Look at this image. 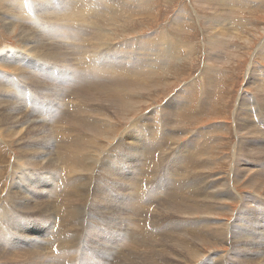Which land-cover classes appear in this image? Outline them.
<instances>
[{
	"label": "bare ground",
	"instance_id": "obj_1",
	"mask_svg": "<svg viewBox=\"0 0 264 264\" xmlns=\"http://www.w3.org/2000/svg\"><path fill=\"white\" fill-rule=\"evenodd\" d=\"M46 1L50 4H47L45 2H37L35 0H34V3L35 5L41 4L40 6L42 7V10H43L42 12L53 17V19L55 20V23L51 24L53 21L50 23V25L47 27L46 34H43L42 36L38 37L37 39H35V41L32 39L35 43L34 44L31 42V44H34L32 45V50L33 52L34 51L38 52L42 56H46L47 59L50 56V57H53L52 60H55L56 62L64 63L66 56L69 55V51L66 48V46L64 45L61 46L57 54H56L57 51L55 53L48 54V50L51 49L49 45L51 44L55 36H57L58 39L59 37H64V36H67V39L70 38L71 40H73L74 38L76 39L75 41H78L77 43H89L91 45L100 44L104 46H111L110 44L112 42L108 41L107 38L110 37V40H111V37L113 36V32L115 30L119 29L120 27H121L120 30H122V32L126 31L127 29H130L127 27H126L127 29H122V25L124 24L126 25V23H123V22H125L126 20L132 17L130 13L128 14L126 12L128 7L129 8L131 7V4H129L128 2L135 1V0H96V2H93L94 0L93 1L87 0V2L86 0H62V1L46 0ZM195 1L199 7H203V8L208 7L211 10V15L209 17L207 16L208 18H205V19L203 18L204 25H205L203 27H205V33L207 36V50H206L207 55L205 54V57L207 56L206 57L207 61H205L206 62L205 66H206V73L208 74L206 76L203 74L204 75L203 77H206L205 80H207L208 84L213 86L216 84V81L219 79L218 74H217L218 67H222L223 64L231 63L233 59L232 57L234 56L236 52H238L236 50H234L231 53L229 52L232 46L235 49V45L230 41L231 40L230 37L232 36V37L244 39L245 42L247 43L245 44L246 46L249 43H251V41L254 38V36L243 35L244 31L241 32L243 30L242 29L243 24L240 28H238L236 27L235 24H233V22L231 23L232 18L237 19L239 16H242V14L244 13V9L249 8L250 6L234 4L230 0H195ZM237 1L241 2L240 0H237ZM28 2H30V4L33 3L32 0H29ZM143 2H146V0H139L140 4H142ZM44 4H47L50 6L47 8V6L45 7ZM23 6L24 7H22V5H16L13 7V10L15 11V9L21 10L22 8H26L25 4ZM29 7L26 9L28 11L27 12L28 16H29V11H32L30 10ZM5 9H8V8L5 7ZM8 11L10 13V10H7V12ZM42 12H39V13H42ZM130 12H133V11H130ZM197 12H196V15L199 18L200 14ZM249 13L251 12L249 11ZM13 15L14 13L12 14L7 13L8 17H2L3 19L6 18L5 20H7V24L10 29L9 31L11 32L15 31L14 28L18 24V19L13 18L12 17ZM34 15L35 17H38L37 12ZM34 15H33V20L35 18ZM152 15H155V14H152ZM42 18H45V17H42ZM49 19L51 18L49 17ZM172 19L173 20H171L169 24L173 28L172 30V28L170 27L173 33L172 31L169 32L167 30H162L161 33H159V35L160 36H166V35L170 36L173 34V37H172L173 42L175 40V43L177 42L178 44H180V41L182 40V37H183L182 34L184 33V31H186L185 29L186 24L182 23L184 20L180 17V9L178 10V13ZM147 20L146 22H148ZM189 20L190 22H193L191 15H190ZM240 20L241 22L245 23L244 20H242L241 18ZM43 21L44 19L41 21L39 17H38V20H36L38 26L45 25L47 21L45 22ZM50 21L51 20H49V22ZM71 21H73L72 24H71ZM75 21H79V22L84 21L85 26L84 27L82 26V28L75 27L73 25ZM134 22L136 23V20ZM249 22L250 21H248V24H246L248 26V29L247 27H245V29H247V32H254V34L256 35V33L258 32L257 27H259V29H262L264 31V25H260V24L253 25V23L251 22L249 23ZM34 24L35 26L37 25L35 22L33 23V25ZM103 24L108 25L109 27H107L106 29L103 26ZM126 26H128V24ZM251 26L253 28L252 30H251ZM130 27H131V24H130ZM52 28H55V30H53ZM217 28H219L220 31L217 30ZM35 29L37 31V28ZM188 31L189 30L187 29L184 35L188 34ZM56 32H58V34H56ZM116 32L117 31H115V33ZM40 33H42V31ZM38 35L39 34H37V36ZM94 35L100 36L101 42L92 41L93 39L91 37ZM145 38H152L153 42L144 43L142 45L141 49L138 51L132 64L122 72L121 83L119 84L118 88H117V83L119 80V71L120 69L124 67V61L129 55L126 48H123L122 50H120L119 57H117L116 54H113L111 57H105L102 52H100L99 55H97V50L91 48L90 46H83V47L75 48L76 51H78L84 56L77 58L73 63H66V64H63V66L60 65L59 72L57 70L58 68L56 69L57 72L59 73L56 76L57 81H60L62 78V80H66L64 82H67V80L75 82V86L74 85L72 86L67 82L66 86L59 87L61 91L60 100L64 102V104H71V103H74L75 101L77 102V100L79 102V103H76L77 105L73 104V107H74L73 112L71 113V115H69L68 121L63 122V123H61L58 120L46 118L43 116V114H40V113L38 114L39 116H36L33 118L32 116L34 115V111L36 110L29 108L28 99H30V97H26V91L17 85L15 76L8 75L7 74L8 71L2 72L3 70L1 69L2 71L0 72V133L6 135V137L7 136L16 137L17 140L19 141L25 139L26 142L23 143L21 146H18L21 152L20 156L18 157V161L21 163V165L18 163L17 164L19 165L18 166L19 168L21 166H26L29 172H32L33 170H35L36 175L28 174V172L27 173L22 172L21 171L22 169H21V170H18L17 172L18 176L16 177L14 176L15 180L13 179V177L11 178L6 177L7 179L10 178L9 184H11V186L13 187L12 191L14 190V194L12 195L10 191L11 196H8L7 195L8 193L6 194L4 191H2L6 183L4 181L5 183L3 182V185L0 186V226H6L7 228L13 227L14 225L26 226L25 221L20 220V218L21 217L30 218V216H28L27 213L20 214L15 211H14L15 213H13V209L11 208L9 204H7L8 200H14V199L17 200L18 206L27 207V208H28V203H30L29 200L35 199L36 200V205H35L36 210L31 207H29L28 210L33 214H36V215L38 214L39 216L46 217L47 219L37 224H35V221L32 222L33 226L31 227V229H35V231H33L35 232L34 234L35 239L34 240L32 239V242L29 247H27V245L29 244V241L27 239L23 238L22 236L12 235L15 232L13 229H9L7 231H0V264H4L6 262H8V264H14V263L15 264H45L44 257L49 258V255L51 253L48 254V252L52 250V249L47 250V246L50 247L52 246L53 243L50 245H46L40 241V238L42 236H47L48 232L50 233L48 229V225L50 224L48 222L51 223L50 226H53L54 228H56L55 223L56 224L59 223L58 221L59 216H57V214L59 213L60 215L61 211L67 212L66 210L69 207L67 206L68 204H66L65 201H68L70 199H71L72 204L74 202L78 204L80 198L86 195L83 201V204H82L83 212H81L78 216L82 217L83 213H85V210H87V207L85 204L86 200H89L88 199V196L90 195L89 193H93V190L89 189L90 185L88 187L89 181L83 182L82 184L78 186L76 185V181H75L78 175L77 176L73 175L72 177L75 178V179H71L75 181V183H73L74 184L73 188L71 189L68 195L66 194L67 196L57 199L56 192H57V189L59 188L57 187V182L60 177L57 176L58 172L54 169L58 168L60 169V171H62L63 170L62 167L64 168L67 167V169L71 170L72 173L73 171L80 172V171L86 170V172L97 174L99 170L98 169L99 161L108 162L112 164L117 159L115 148L110 147V148H107L106 150L104 148L106 146L103 147V144L108 142L107 141L108 136L109 137L111 136L114 139L116 136L115 134H117L118 126L113 127L111 122L113 121L116 122V118H117L116 116H120L126 119L128 118L131 119V116H134L133 114H135L138 108L141 107V104L148 100L147 98L142 97V94H141L142 91L147 90V92L145 91L147 95L152 94L153 92L157 93V91H159L160 86H165V84L168 83V81L166 83L165 74H166V71H168L170 68L166 67L165 69L159 72L160 68L162 67L164 63V53H163L162 48L160 47H163L165 49V53L167 55H170L171 51L169 50V48L173 47L174 44L172 45L170 41L166 42V41L161 40L158 37V35L155 33H149L146 35ZM47 41H49V43ZM70 42L69 44H71ZM77 43H74V44H77ZM23 45L24 44H22V46ZM262 47L264 48V46ZM215 49H216V52H215ZM175 50L177 51L178 48L175 47ZM212 52L213 54L211 55ZM39 54L38 56L40 57L41 55ZM28 55L30 56V54ZM238 56H242V55H238ZM43 59L45 60V58ZM45 61L47 62V60ZM254 61L256 60L254 59ZM15 63H18V62H15ZM7 64L9 63L7 62ZM12 65L13 67L18 66L17 64H13V62H12ZM254 66H255L254 62L249 64L247 68V72H246V77H247V80H250L249 82H252L253 84H255V88L258 90V92L254 98L251 97L252 103L250 102L251 101L250 100L249 102L251 103V105L249 108L246 103L247 99L249 100V98H247L246 100H244V102H242L243 106H240V109H236V113L234 114L233 128L237 135V138H236L237 141L235 142V148L233 150V154L232 156H230L231 157V172L229 176L228 177L221 176L218 174L217 171L215 172V170H213L214 168H212L216 165V163H218V161L214 159V153L216 152L213 153L212 151L213 145L219 144L221 142L220 141L221 136L218 137L216 133L218 131L221 132V130L224 129L223 126L221 130H217L214 132L215 135H211L203 141H197V142L192 143L190 142V138H189L187 142L188 146H191L196 149V156H197L198 164H199L198 168L200 169V172L204 176L205 181H207L211 185V188L219 192L220 197H221L220 199H215V198H212L211 196H207L206 194L201 193L196 187H193L190 184L184 183L183 171L181 170L180 171L178 170V172L175 174L176 178L174 179V182H171V179H170L171 177L169 175L170 173H168L167 175L163 177V181L159 183L161 184L159 188H160V191H162V194L159 193L160 191L158 192L163 197H158L159 195H157L156 193L157 188H154V186L160 181V178H158V176L160 177L163 173H165L161 169H158L156 171L157 181L151 186V188L147 190V192L127 190L128 192L126 194L123 193L121 195L119 194L120 196L118 195V197H114L112 195H117V193L116 194L112 193L111 190L112 188H116V187L118 188V185L120 184L119 182H116L114 180V184L112 185L111 190L108 193L107 199H108L110 206L115 205L117 201L120 200L118 206L113 209L114 211H120L121 215H124L125 217L124 218L125 223L123 225H120L119 229L128 227V226H131L132 228L133 223H135L132 220V216L135 215V214H132L133 212H137L136 214H139V213L144 214V215L146 214V213H142L139 211L143 209L145 205L143 203L148 204L150 202L149 197L151 198L153 197V199L155 198V200L159 202L158 207L160 206V209H158V213L155 211L158 214V216L159 214L168 215L172 212L173 214L174 212L179 214L176 217L177 219H175L176 222H174L171 218H170L171 220L168 221L167 220L168 218L166 219V218L161 217L162 220L160 219L158 224L154 223L157 226L156 228L157 230H162V233L164 235V241L167 240L169 243V247L172 249V251L170 252L169 249H166L167 247L166 246L165 248L161 250L162 254L165 257L164 259H162L163 257L161 258L163 262H155L153 260L154 257L151 258L150 256H146L145 254L142 257L139 256V258L136 260L135 259L131 260L130 264H189L190 260H194V261L198 260L197 263L195 264H206L205 260L207 261L208 258L205 256V254L207 253L203 251V248H204L203 245L206 243L209 244V242L210 243L220 242V243L229 244V251L232 250L231 252L233 253V255L234 253L240 255V258L239 256H236L238 259L236 263H238L239 261H242L245 264H251V263H254L255 259L260 255L261 252H255L254 251L255 248L253 246H254V242H256L258 245L263 246L262 241H264V205H261L262 203H259L258 201L256 202V205L254 204L255 205L254 206L251 204V201L254 200L252 199L253 194L256 197L262 196V198L264 199V89H263L264 87H262L264 85V69L263 67L255 66V69L257 70L258 73H257V76H254L253 71H252V67L254 69ZM259 66L261 65L259 64ZM26 67H23V68H26ZM77 67H79V69H77ZM19 68H22V67H19ZM23 68L21 70H23ZM178 68L180 69V67ZM213 68H215V71H212ZM38 69L39 71L42 72V75L47 78H50L54 75L53 73L54 68L51 67V65L49 67L39 66ZM26 71L27 69L24 72L26 73ZM33 71H35V69ZM69 71L71 72V74H68ZM179 72H182V71H179ZM148 73H153V74H148ZM15 74H17V72ZM18 76H21V74ZM167 78H168V75H167ZM256 80H259V82H257ZM35 81H39V80H35ZM259 86H261L262 89ZM151 87H154V89H151ZM188 87L190 88L191 86L188 85ZM188 87H185V90L188 93V95H191L192 90L189 89ZM160 89L162 90V88ZM183 89L184 88H182L181 90ZM151 91L152 93H150ZM52 92L53 93H50V92H47V93L56 94L57 90L53 89ZM179 93L183 94L181 91H179ZM14 96H19L21 98H16ZM241 96L243 97L242 93H241ZM22 98H25L26 101ZM175 101L172 106H169V108L172 110L170 111L171 113L168 112L167 110L168 108L164 107L166 109V113L163 114L161 121H158V122H156L155 120H151L147 122L137 121V123H141L142 125L138 124L136 128L128 132V136L130 140L127 141L123 146L129 149H152L153 152H156L162 142V136L160 134V129H162V127L161 128L159 127L160 124H162L163 130L165 131V124L167 126H170L173 119L175 118L176 125H178L181 128H184L185 127L184 125H179V124H182L184 121L186 122V120L187 121L201 120L202 116L209 110H212L214 112L216 111V108H215L216 106L213 107L212 105L213 102L210 101V103L198 114H190V115L180 114L181 111L187 107L188 103L187 101H178V102H175ZM30 102H32V100H30ZM245 107L246 109H244ZM92 113H95L94 116H98L99 118H102L104 121H106L109 127L98 126L97 125L98 118L92 119L91 117ZM34 120H39L42 123V125L39 127L32 125L31 122H33ZM132 124H134V122H132ZM186 130L187 129L185 128V130L182 131V133H184ZM113 134L114 136H112ZM158 134H159V137H158ZM180 135H181V132L172 133L168 137L165 143V148L175 146L177 144L176 142L181 137ZM52 138L55 139L54 144H52ZM100 138H102V140H100ZM122 141L124 142L123 139ZM120 142H118L117 144H119ZM173 143H175V145H173ZM50 144H52L55 147L54 150H52L53 147L50 149ZM92 154H95V155H92ZM83 156L84 158H82ZM30 167H32L33 169ZM39 169H46L48 174H50L51 176H54V178L51 180L53 181L52 184H50L51 181L48 180L47 178L46 180H44L45 177L43 178L39 176L40 174H45L46 170H39ZM118 170H119L118 166H112L111 168L105 169L104 171L107 172L109 176L112 177V176L117 175ZM2 173L3 171L0 172L1 175ZM105 174L106 173H104L103 171L99 173L100 176L105 175ZM245 175L248 176V178L246 177L247 179L245 181V185L249 186L251 191H253L254 193L251 194L252 192H249V193L245 192V194L242 193V195H239L236 184L240 180L242 181ZM64 178H67V177H64ZM37 179L45 182L44 190L42 191V193L36 190L32 186V185L38 184V182H35V180ZM110 183L111 182L109 183L108 182H98L96 185V191L99 193H102V191ZM17 184H19L18 185V188L20 190L19 192L17 191V189H15ZM66 185L67 184L65 183V186ZM121 192H124V190ZM46 195H48L47 196L48 199H51V196H53L54 198L52 200L44 199ZM156 197H158V200ZM235 198H238L239 200V208L237 210L234 211L230 204L225 207V205L228 204L229 200H232ZM122 202L125 205V209L122 208ZM217 203L225 204V205L220 206ZM149 210H151V208H149ZM222 212H226V213L231 212L232 218L231 219H228V217L218 218L219 214ZM17 214H19L21 217H19V215ZM78 216L73 218L71 221H69L70 222L69 224L72 228L71 230L70 228L68 230L66 228V225H65V229H63L60 226L61 227L60 230H55L57 232L56 238L61 241L63 248L68 249L70 251L71 250L74 251L73 248L69 246V244L75 243L74 242L76 238L75 234H77V231H78L76 230L75 232V229L76 228L81 229L86 235V230L84 231V229L82 228L84 222L78 219V218H81ZM137 216L136 217L134 216V217L137 219L138 218ZM120 219L122 220V217ZM120 219H119V222H120ZM162 226L164 227L161 228ZM179 228L181 229V231L179 230L180 232L177 231V229ZM138 229H141V228H138ZM144 230L146 229L144 228ZM124 233L125 235L123 238H119V237L117 238V240L115 241V245L116 244H118L119 246L124 245L130 237L131 230L129 231L126 230ZM93 238L92 240L87 241V242H92ZM151 238H152V234H151ZM151 238L149 239L151 240ZM157 238L159 239V237ZM129 243H132V242L129 241ZM150 244L152 246L155 245V244H152V242ZM160 244L162 243L160 242ZM216 247H218V245ZM252 247L254 248V250L252 249ZM85 248H89V247L85 246ZM212 248L214 249V247ZM60 251L61 249H59V253ZM249 251H251V253H249ZM157 252L159 254V251ZM82 254L86 256L85 251ZM225 254H227V252H225ZM230 254L231 253H229V255ZM61 255L62 253L60 254V257ZM227 256L225 257L228 258L229 256L228 257ZM91 257L93 258V256ZM222 259L223 258H221V260ZM263 259H264V256H263ZM259 264H264V262L262 263L259 262Z\"/></svg>",
	"mask_w": 264,
	"mask_h": 264
},
{
	"label": "rangeland",
	"instance_id": "obj_2",
	"mask_svg": "<svg viewBox=\"0 0 264 264\" xmlns=\"http://www.w3.org/2000/svg\"><path fill=\"white\" fill-rule=\"evenodd\" d=\"M0 1L2 2V3L0 2V8H1L0 9L1 10V12H0V61H2V62H0L1 63L0 64V72L2 70H3L2 72L8 71L7 72L8 75L15 76L17 85L26 91V97H30V99H28L29 108L36 110V111H34V115L32 116L33 118L36 116H39L38 114L40 113V114H43V116L46 118L58 120L61 123L67 122L69 115H71V113L73 112V109H74L73 104L75 105L76 103H79L77 100V102L75 101L74 103H71V104H64V102H62L60 100L61 91H60L59 87L66 86L67 82L70 85L75 86V82L74 81H68V80H67V82H64L66 80H62V78L60 81L56 80V76L59 74L58 72H59V66L60 65L63 66V64H66V63H73L77 58L84 56L81 53H79L78 51H76L75 48L83 47V46H90L91 48L97 50V55H99V53L102 52L105 57H111L113 54H116L117 57H119L120 50H122L123 48H126L129 55L127 56V58L124 61V67L122 69H120V71H119V80L117 83V88H118L119 84L121 83L122 72L132 64V62L134 61L138 51L141 49L142 45L144 43H152L153 42L152 38H145L147 34L155 33L158 35V37L161 40L166 41V42L170 41V43L172 45L174 44L173 47L169 48V50L171 51L170 55H167L165 53V49L163 47H160V48H162L163 53H164V63L162 65V67L160 68L159 72L161 70L165 69L166 67L170 68V69L168 68L169 70L166 71V74H165V77H166L165 80H166V83H167V81H168V83L165 84V86H160L159 91H157V93H154V92L152 93V91H151L150 93H152V94L147 95V93H146L147 90L142 91V93H141L142 97L147 98L148 100L141 104V107H139L138 110L136 111V113L133 114L134 116H131V119L128 118L129 119L128 120L126 118L116 116L117 117L116 122H114V121L111 122L113 127L118 126L117 134H115L116 136L114 139L111 136L110 137L108 136V138H107L108 142L106 141L107 143H104L103 147L106 146V147H104L106 150H107V148H110V147L115 148L116 154H117V159L112 164H110L108 162L99 161V163H98V169L99 170H98L97 174H92L91 172H86V170H83L80 172L79 171H77V172L73 171V173H72L71 170L67 169V167L66 168L62 167L63 168L62 171H60V169H58V168L54 169L58 172L57 176L60 177L58 179V182H57V187H59L57 189V192H56L57 199L62 198L64 196H67L69 194V192L71 191V189L73 188V185H74L73 183H75V181H76V185H78V186L80 184H82L83 182L89 181L88 187L90 185L89 189L93 190V193H89L90 194L88 196L89 200H86V203H85L87 210H85V213H83L82 217L78 216V215L81 212H83L82 211V204H83V201H84L86 195L84 197L80 198L78 204L75 202L72 204L71 199L68 201H65L66 204H68L67 206L69 207L66 210L67 212L61 211L60 215H59V213L57 214V216H59L58 217L59 223L58 224L55 223L56 228H54L53 226H50L51 223L48 222L50 224V225H48V229H49L50 233L48 232L47 236H42L40 238V241L46 245H50L52 243L55 245L54 246L52 244V246H50V247L47 246V250L52 249L51 251H53V252H51V251L48 252V254L51 253L49 255V258L44 257V263L45 264H54V263L55 264H130L131 260H133V259L136 260L139 258V256L142 257L145 254H146V256H150L151 258L154 257L153 260L155 262H163L162 259H164L165 257L162 254L161 250L163 248H165L166 246H167L166 249H169L170 252L172 251V249L169 247L168 241L167 240L164 241V235L162 233V230H157L156 229L157 226L154 223L158 224L161 217L166 218V219L168 218L167 219L168 221H170L172 219L174 222H176L175 219H177L176 217L179 214L174 212V214H175V216H174V214L172 212L168 215H160L159 214V216H158V214H157L158 209H160V206L158 207L159 202L156 201L155 198L153 199V197L152 198L149 197L150 202L148 204L143 203V204H145L143 207L144 211H143V209L139 211V212L146 213V214L145 215L140 214V213L136 214L137 212H133L132 214H135V215L132 216V220L135 223H133L132 228H131V226H128V227H124V228L119 229V226L123 225L125 223L124 222L125 217H124V215H121L120 211H114L113 209L118 206L120 200H118L115 205L110 206L108 199H107L108 193L110 192L111 187L114 184V180L116 182L120 183L118 185L119 189L116 187V188H112V190H111L112 193H115V194L117 193V195H112L114 197H118L119 194L120 195L123 193L126 194L128 191H132V190H136L139 192H144V191L147 192V190L149 188H151V186L157 181L156 171L158 169H161L165 173H163L160 177L158 176V178H160V181L154 186V188H157L156 193H157V195H159L158 197H163L162 195L159 194V193L162 194V191H160V188H159V186L161 184H159V183L163 181V177L165 175H167L168 173H170L169 175L171 177L170 178L171 182H174V179L176 178L175 174L178 172V170L179 171L181 170V171H183L184 183L190 184L193 187H196L201 193L206 194L207 196H211L212 198H215V199L221 198L219 192L212 189L211 185L207 181H205L204 176L202 175V173L200 172V169L198 168L199 164H198V159L196 156V149L191 147V146H188L187 142H188L189 138H190V142H192V143L197 142V141H203V140L207 139L209 136L215 135L214 132L217 130H221V128L223 126L224 129L221 130V132L218 131L217 132L218 134L216 133V135H218V137L221 136V138H220L221 142L219 144H216V145L214 144L213 149H212L213 153L216 152V153H214V159H216V161H218L219 164L216 163V165L212 168H214L213 170H215V172L217 171L218 174L221 176H226V177L229 176V174L231 172V157L230 156H232V154H233V150L235 148V142L237 141V139H236L237 135H236L235 130L233 128L234 114L236 113V109H240V106H243L242 102H244V100H246L247 98H249V100L247 99V101H246L247 106L249 108L251 103H252V98H254L258 92V90L255 88V84H253L252 82H249L250 80H247V77H246L247 68H248L249 64L254 62V65L256 67H263V69H264V48L262 47V46H264V31L262 29H259V27H257L258 32L255 35L254 32H247L248 26L246 25V24H248V21L253 23V25H255V24L256 25H258V24L264 25V10H263L264 9V0H240L241 2H238L237 0H230L234 4H241V5L250 6L249 8H246L248 12L246 11V9H244V13L242 14V16H239L237 19L232 18L231 23L233 22V24H235L236 27H238V28H240L243 24V27H242L243 30L241 31V32L244 31L243 35L254 36V38L251 41V43H249L246 46L245 44H247V43L245 42L244 39H240V38H236V37H232V36L230 37L231 38L230 41L235 45V49L232 46V48L230 49L229 52L231 53L234 50H236L238 52H236L234 54V56L232 57L233 59H232L231 63L223 64L222 67H218L217 74H218L219 79L216 81V84L213 86L208 84L207 80H205L206 77H203L204 75L205 76L208 75L206 73V66H205L206 65L205 61H207V58H206L207 56L205 57V54L207 55V53H206L207 36L205 33V27H203V26H205L204 25V19L208 18L211 15V10L208 7H207L208 9L203 8V7H199L196 4L195 0H146V2H143L142 4L139 3V0H135L136 3H135V1H129L128 3L131 4V7L133 9L131 7L130 8L128 7L126 12L128 14L130 13V15H132V17L130 18L131 20L128 19V20H126L127 22L126 21L123 22L122 20L121 21L123 23H126V25L128 24V26H126L125 24H124L125 26L122 25V29H127V28H130V29H127L126 31L122 32V30H120L121 29V27H120L119 29L115 30L117 32L116 33H115V31L113 32V36H112L113 38L111 37V40H110V37L107 38L108 41L112 42L110 44L112 47L111 46H104V45H100V44L91 45L89 43H77L78 41H75L76 39H74V38H73V40H71L70 38L67 39V36H64V37H59V39H58L57 36H55V38L53 39V41L49 45V47H51V49H49L50 51L48 50V54L55 53L56 51H57L56 52V54H57L59 52V49L61 46H63V45L66 46V48L69 51V55L66 56L64 63L56 62L55 60H52L53 57H50V56L47 59L46 56H42L41 54H39L38 52H35V51H34L35 52L34 53L32 50V45L35 44L34 43L35 39L42 36L43 34H46L47 27L50 25V23L52 21L53 22L51 24L55 23V20L53 19V17L42 12L43 10H42V7L40 6L41 4L35 5L34 0H32V2H33L32 4H30V2H28L29 0H20V1L8 0V2H7V0H3V1L0 0ZM15 1H17V2H15ZM35 1L45 2L47 4H50L46 0H42V1L35 0ZM55 1H57V0H55ZM60 1H62V0H60ZM91 1H93V0H91ZM86 2H87V0H86ZM93 2H96V0H94ZM5 3H7V4H5ZM24 4H25L26 8H22L21 10L15 9V11L13 10L14 6L22 5V7H24L23 6ZM47 4H44V5H45V7L47 6V8H48L50 5H47ZM5 5H7V6H5ZM8 5H9V7H8ZM4 6L7 7L8 9H5ZM28 7L30 8V10H32V11H29V16L27 13L28 11L26 10ZM259 7L261 8V10ZM150 8H151V10H150ZM178 8L180 9V17L184 20L182 23L186 24L185 29H186V31H187V29L189 30L188 34L184 35V33L186 31H184V33L182 34L183 37H182V40L180 41V44H178L177 42L175 43V40L173 42V39H172L173 34L170 36L169 35L168 36L167 35L166 36H160L159 35V33H161L162 30H167L169 32H171L173 30V28L171 27V25L169 23L171 20H173L172 18H174V16L178 13V10H179ZM142 9H143V11H142ZM7 10H10V13H9V11L7 12ZM129 10L133 11V12H130ZM147 10H149V11H147ZM249 11L251 13H249ZM261 11H262V13H261ZM36 12H37L38 17L41 19V21L43 19H44L43 22L47 21L46 22L47 25L45 24V25H39L38 26V24L36 22V20H38V17H35V15H34ZM39 12H42V13H39ZM196 12L200 14V17H199L200 19L197 17ZM7 13L8 14L14 13V15L12 17L18 19V24L14 28L15 31H12V32L9 31L10 29H9L8 24H7V20H5L6 18H4V19L2 18V17H8ZM201 13H203V14H201ZM152 14H155V15H152ZM33 15L35 17L34 20L37 18L35 21L33 20ZM190 15H191L193 22H190V20H189ZM205 15H206V17H205ZM48 16L51 19H49ZM151 16H153V17H151ZM183 16H184V18H183ZM42 17H45V18H42ZM139 17H140V19H139ZM240 18L242 20H244L245 23L241 22ZM49 20H51V21L49 22ZM135 20H136V23L134 22ZM140 20H142L144 23ZM146 20L148 22H146ZM137 21H139V22H137ZM239 21L241 24L239 23ZM26 22H27V24H26ZM34 22L37 24L36 26H35V24L33 25ZM72 22L73 21H71V24H72ZM78 22L79 21H75L73 23V25L75 27H81V28H82V26L83 27L85 26L84 21H81L79 23ZM130 24H131V27H130ZM33 26H35V27H33ZM103 26L106 29H107V27H109L108 25H105V24H103ZM132 26H134V27H132ZM135 27H136V29H135ZM170 27L172 28V30ZM245 27H247V29H245ZM35 28H37V31ZM38 28H39V30H38ZM43 28H44V30H43ZM19 29H21V30H19ZM52 29L55 30V28H52ZM252 29L253 28L251 26V30ZM40 30L42 31V33H40L41 32ZM217 30H219V28H217ZM120 31H121V33H120ZM43 32H45V33H43ZM133 33H135V34H133ZM172 33H173V31H172ZM246 33H248V34H246ZM37 34H39V35L37 36ZM56 34H58V32H56ZM116 34H118V35H116ZM114 36L116 37V39ZM65 38L68 42L65 40ZM91 38L93 39L92 41L101 42L100 36L94 35ZM91 38H89V39H91ZM24 41H26V42H24ZM27 42H29V43H27ZM31 42L34 44H31ZM47 42L49 43V41H47ZM69 42L71 44H69ZM74 43H77V44H74ZM22 44H24V45L22 46ZM26 44H27V46H26ZM25 47L27 50L25 49ZM175 47L178 48L177 51L175 50ZM213 52L211 53V55L213 54ZM215 52H216V49H215ZM28 54H30V56ZM38 54L41 55L42 57L41 56L39 57ZM238 55H242V56H238ZM236 56L238 59L236 58ZM23 57L25 60L23 59ZM43 58H45V60H47V62ZM254 59L256 61H254ZM19 60H21V61H19ZM7 62L9 64H7ZM12 62H13V64H17L18 66L13 67ZM15 62H18V63H15ZM259 64L261 66H259ZM7 65H8V67H7ZM50 65H51V67L54 68V70H53L54 75L50 78H47V77L42 75V72L39 71L38 67L39 66L49 67ZM255 66H254V69L252 67V71H253V75L257 76L258 72L255 69ZM19 67H22V68L26 67V68H23V70H21L22 68H19ZM178 67H180V69ZM11 68H13V69H11ZM24 69L25 70L27 69L26 73L24 72L25 71ZM34 69H35V71H33ZM56 69L58 70V72ZM77 69H79V67H77ZM225 70H226V72H225ZM179 71H182V72H179ZM212 71H215V68H213ZM220 71H222V72H220ZM14 72L15 73L17 72V74H15ZM20 74H21V76H18ZM68 74H71V72L69 71ZM148 74H153V73H148ZM148 74H146V75H148ZM179 74H180V76H179ZM146 75H144V76H146ZM167 75H168V78H167ZM174 75H175V77H174ZM26 78H28V79H26ZM35 80H39V81H35ZM256 81L259 82V80H256ZM42 83L44 84V86ZM188 85H190L191 87L189 88ZM185 87H188L189 89L192 90L191 95H188V93L185 90ZM259 87L262 89V87H264V85L262 87L261 86H259ZM160 88H162V90ZM182 88H184V89L181 90ZM53 89L57 90L56 94H50V93H53L52 92ZM151 89H154V87H151ZM62 90H63V88H62ZM157 90H158V88H157ZM179 91H181L183 94H180ZM47 92H50V93H47ZM241 93H242L243 97L241 96ZM175 96H176V98H175ZM14 97L21 98L19 96H14ZM22 99H24L26 101L25 98H22ZM30 100H32V102H30ZM174 101L175 102L187 101V103H188L187 107L184 108L180 114H187V115L198 114L210 103V101L213 102L212 103L213 107L216 106L215 107L216 111L214 112L212 110H209L208 112H206L202 116L201 120H198V121H187L186 120V122L184 121L182 124H179V125H184L185 126L184 128H181L178 125H176L175 118L173 119L170 126H167L165 124V131L163 130L162 124H160L159 127L160 128L162 127V129H160V134L162 136V142H161V145L157 149L156 152H153L152 149H129V148H126L123 146L127 141L130 140L129 136H128V132L130 130L136 128L138 126V124L142 125L141 123H137V121H139V122H143V121L147 122V121H151V120H155L156 122L161 121L163 114L166 113L165 108H168L167 109L168 112L171 113L170 111H172V110L169 108V106H172L174 104ZM93 105H95V104H93ZM244 109H246V107ZM94 114L95 113H92L91 117H92V119L98 118V123H97L98 126L109 127V125L106 121H104L102 118H99L98 116H94ZM132 122H134V124H132ZM31 124L35 125L37 127L42 125V123L39 120H34L33 122H31ZM185 128L187 130L184 133H182V131H184ZM174 132H181L180 139L176 142L177 143L176 145H175V143H173V145H175V146L165 148V143H166L168 137ZM2 135H4V134L0 133V153H1V155H0V170L3 169V170H1V171H3L2 175L0 174V186L3 185V182L5 181L6 183L4 182L5 185H4V189L2 191H4L6 194L8 193L7 194L8 196H11V194L12 195L14 194V190L12 191L13 187L11 186V184H9L10 178L13 177V179L15 180V177L18 176L17 175L18 170H21V169H22L21 170L22 172H26V173L28 172V174H31V175H36V171L33 170L32 172H29L27 170L26 166H21L20 168L18 167L19 166L18 164L21 165V163L18 161V157L21 154L18 146H21L23 143H25L26 142L25 139L19 141V140H17L16 137H11V136L6 137V135H4V136H2ZM112 136H114V134ZM158 137H159V134H158ZM122 139L124 140V142L122 141ZM7 140L10 142H8ZM100 140H102V138H100ZM118 142H120V143L117 144ZM54 143H55V139L52 138V144H54ZM52 144H50V149L53 147L52 150H54L55 147ZM16 149H17V151H16ZM92 155H95V154H92ZM82 158H84V156ZM223 158H224V160H223ZM227 161H229V162H227ZM112 166H118L119 170L117 172V175L111 177L104 170L109 169ZM30 168H32V167H30ZM225 169H226V171H225ZM39 170H46V169H39ZM227 170H229V171H227ZM101 171H103L106 174L100 176L99 173ZM68 173H70V174H68ZM73 175H76V176L78 175V177L75 181L71 180V179H75L72 177ZM39 176H41L43 178L45 177L44 180H46V178H47L50 181L54 178V176H51L50 174L47 173V170L45 171V174H40ZM63 176L67 177V178H64ZM6 177H10V178L7 179ZM246 177L248 178V176L245 175L243 177L242 181L240 180L236 184V187L238 188L239 195H242V193L245 194V192H248V193L252 192L251 194L254 193L253 191H251L249 186L245 185V181L247 179ZM35 182H38V184L37 185L35 184L32 186L36 190H38L42 193V191L44 190L45 182L38 180V179L35 180ZM52 182L53 181H51L50 184H52ZM98 182H108V183L111 182V183L102 191V193H99L96 191V185ZM65 183L67 184L66 186H65ZM18 185L19 184H17L15 189H17V191L19 192L20 190L18 188ZM123 190H124V192H121ZM10 191H11V194H10ZM59 191H61V192H59ZM47 196L48 195H46L44 197V199H48ZM158 197H156L157 200H158ZM53 198L54 197L51 196V199H48V200H52ZM141 198H143V197H141ZM143 199H145V198H143ZM252 199H254L251 201L252 205H254V204L256 205V202H258V201H259V203H262L261 205H264V199L262 198V196L256 197L253 194ZM29 201H30V203H28V208L18 206L17 205L18 202L15 199L7 201V204H9L11 206V208L13 209V213H15V212L20 213V214H26L27 213L28 216H30V218H25V217H21L19 214H17V215H19V217H21L20 220L25 221L26 226L14 225L13 227H10V228H7L6 226H0V231H7L9 229H13L15 232L12 235L22 236L23 238L27 239L29 241V244L27 245V247L30 246L32 239L33 240L35 239V235H34L35 232H33V231H35V229H31V227L33 226L32 222L35 221V224H37V223H40V222L45 221L47 219L46 217H41L38 214L36 215V214L31 213L28 209H29V207H31V208L36 210V207H35L36 200L31 199ZM217 204L220 206L225 205V204H220V203H217ZM229 204L231 205V207L233 208L234 211L237 210L239 208L238 198L229 200L228 204H226L225 207ZM122 208L125 209V205L123 202H122ZM149 208H151V210H149ZM147 209H148V211H147ZM149 213H151V214H149ZM109 214H110V216H109ZM156 215L159 219L156 217ZM77 216L81 217L78 219H80L84 222L82 228L84 229V231L86 230V235L81 229L76 228L75 232H76V230H78V231H77V234H75V237H76L74 240L75 243L69 244V246L71 248H73L74 251H72V250L70 251L68 249L63 248L61 241L56 238L57 232L55 230H60L61 227L63 229H65V225H66V228L68 230H69V228L71 230L72 228L69 224L70 223L69 221H71L73 218H75ZM134 216L135 217L137 216L138 218L136 219ZM140 216H142V217H140ZM121 217H122V220L120 219ZM148 217H149V219H148ZM224 217H226V218L228 217V219H231L232 218L231 212H227V213L222 212L219 214L218 218H224ZM119 219H120V222H119ZM140 220H142V221H140ZM136 222H138V223H136ZM262 225H263V223H262ZM164 226H166V225H164ZM164 226H162L161 228H163ZM138 228H141V229H138ZM144 228L146 230H144ZM126 230L127 231L131 230L129 239L122 246H119L118 244L115 245V241L117 240V238L118 237L123 238L125 235L124 232ZM179 230L181 231L180 228L177 229L178 232H180ZM150 232L152 234V238H151ZM157 237H159V239ZM92 238H93L92 242H87V241L92 240ZM149 238H151V240ZM155 238H157V239H155ZM162 240H163V242H162ZM129 241L132 243H129ZM106 242H107V244H106ZM151 242H152V244H155V245L152 246L150 244ZM160 242L162 244H160ZM262 242H263V244H262L263 246L258 245L256 242H254L253 247L255 248V250L253 247H252V249L255 252H261V253L255 259L254 263H251V264H259V262L260 263L264 262V259H263L264 241H262ZM93 244H95V245H93ZM207 244L208 243L203 245L204 246L203 251L206 252L210 256L209 257L207 254H205V256L208 258L207 261L205 260L206 264H225V263L226 264H242V263H244L242 261H239L238 263H236L238 261L236 256H239V258H240V255H238L236 253H234V255H233V253L231 252L232 250L229 251V244L220 243V242H211V243L209 242V244L208 245ZM217 245L220 249L218 247H216ZM85 246H87L89 248H85ZM161 246H163V247H161ZM212 247H214V249ZM59 249H61L60 253H59ZM100 250H101V252H100ZM84 251L86 252V256H84L82 254ZM157 251H159V254ZM211 251H213V252H211ZM224 251L227 252V254H225ZM61 253H62L64 259H63L62 255H61L62 258L60 257ZM229 253H231V254L229 255ZM249 253H251V251H249ZM54 254H56V255H54ZM151 254H152V256H151ZM91 256H93V258ZM225 256H227L228 258H226ZM233 256H235V257H233ZM213 257H215V258H213ZM220 257L223 259L221 260ZM61 260H63V261H61ZM197 261L198 260H196V261L190 260L189 264H195V263H197ZM4 264H8V262H6Z\"/></svg>",
	"mask_w": 264,
	"mask_h": 264
}]
</instances>
